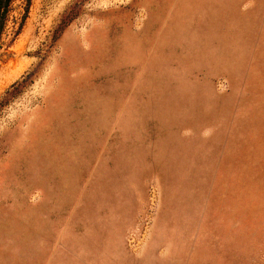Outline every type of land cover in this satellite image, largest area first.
Returning <instances> with one entry per match:
<instances>
[{"label":"rangeland","instance_id":"obj_1","mask_svg":"<svg viewBox=\"0 0 264 264\" xmlns=\"http://www.w3.org/2000/svg\"><path fill=\"white\" fill-rule=\"evenodd\" d=\"M0 264H264V0H0Z\"/></svg>","mask_w":264,"mask_h":264}]
</instances>
